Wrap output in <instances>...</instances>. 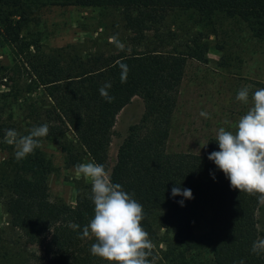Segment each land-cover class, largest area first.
<instances>
[{
	"label": "trees",
	"instance_id": "obj_1",
	"mask_svg": "<svg viewBox=\"0 0 264 264\" xmlns=\"http://www.w3.org/2000/svg\"><path fill=\"white\" fill-rule=\"evenodd\" d=\"M52 4L122 8L127 28L134 33L132 42L142 36L147 43L132 51L125 48L117 54L97 52L86 57L72 46L45 51L38 40L23 37L22 31L31 15ZM174 10H195L209 18L239 16L264 40V0H0V45L13 53V64L0 70V84L8 88L0 90V140L7 129L24 130L27 135L33 127L47 124L46 137L59 140L68 165L79 164L84 155L103 164L112 183L134 193L142 204V226L154 244L152 261L160 230L165 229L174 238L162 250L164 264H264V254L251 251L259 238L256 212L262 202L232 189L208 159L211 152L219 151L215 137L208 139L202 153L167 150L187 60L205 61L196 48L167 49L169 34L159 29ZM121 63L129 69L126 83H121ZM106 82L112 85L107 89L114 97L111 103L99 92ZM135 96L143 99L144 114L129 127L110 169L117 116ZM52 170L41 147L20 161L13 152L0 163V197L10 222L39 242L40 263L108 264L91 255L94 238H79L94 215L91 184L78 193L74 205L52 201ZM173 187L190 189L193 198L173 196ZM69 222L80 229L72 230ZM200 223L205 227L203 235L197 233ZM204 247L211 254L209 261L191 262L189 254Z\"/></svg>",
	"mask_w": 264,
	"mask_h": 264
},
{
	"label": "rangeland",
	"instance_id": "obj_2",
	"mask_svg": "<svg viewBox=\"0 0 264 264\" xmlns=\"http://www.w3.org/2000/svg\"><path fill=\"white\" fill-rule=\"evenodd\" d=\"M159 29L165 36L167 49L182 50L187 47L199 49L204 60L188 58L180 84L176 110L172 116L170 135L167 141L169 152L202 153L211 137L216 136L220 127L235 131L232 124L250 107L251 93L264 88V40L256 37L247 21L239 16H202L195 10H174ZM149 32L147 35H153ZM134 33L127 28L122 8H93L77 5H46L24 26L22 36L38 40L45 51L72 46L83 57L97 52L119 53L111 37H116L123 49H140L147 43L140 37L134 43ZM155 41V38H152ZM13 64V53L7 45H0V70ZM5 81V79H4ZM251 86L249 104L236 99L238 91ZM7 85L0 84L6 91ZM37 97V95H35ZM145 111L144 101L135 96L118 114L113 128V141L109 151L110 169L115 163L119 145L126 137L129 127L138 123ZM201 111L210 118L200 116ZM22 116V111H17ZM7 114H3L5 116ZM228 123H225V122ZM31 123V122H30ZM54 127L58 122H52ZM26 135L24 130L19 131ZM67 138L71 139L70 133ZM41 149L53 164L49 176V194L52 201H63L74 205L78 193L87 188L89 181L77 178L75 165H68L65 152L59 140L41 138ZM14 146L0 140V163L9 159ZM93 162L84 155L80 163ZM79 163V164H80ZM77 165V164H76ZM259 238H264V202L256 212ZM157 226V222H156ZM197 233L203 235L202 223ZM174 238L165 229L160 230V241L156 245L157 257L153 264H164L163 251ZM40 246L22 230L13 227L6 205L0 197V264H43L36 256ZM210 252L204 247L189 254L191 262L210 259Z\"/></svg>",
	"mask_w": 264,
	"mask_h": 264
},
{
	"label": "clouds",
	"instance_id": "obj_3",
	"mask_svg": "<svg viewBox=\"0 0 264 264\" xmlns=\"http://www.w3.org/2000/svg\"><path fill=\"white\" fill-rule=\"evenodd\" d=\"M116 47L123 50V44L116 37H111ZM121 83L127 82V65L121 63ZM111 83L106 82L100 89V95L109 103L114 97L108 94ZM251 86L238 91L236 99L249 104ZM200 116L210 118L209 113L201 111ZM225 123H228L227 121ZM235 131L220 127L215 136L219 151H213L208 159L224 173L230 187L248 195L257 196L264 202V88L251 93L250 107L235 124ZM49 133L47 124L33 127L27 135H21L14 129L5 130L4 140L14 146L15 158L20 161L41 147V138ZM205 144L203 147H205ZM77 178H83L91 184V201L94 215L87 225L83 226L80 239H93L91 255L108 264H153L154 244L149 233L143 228L144 210L142 204L134 199L120 184L111 181L110 172L103 164L88 162L74 166ZM213 179L215 176L213 174ZM172 195H181L192 199L190 189L172 188ZM183 206V201H180ZM72 230L80 229V225L69 222ZM251 251L264 254V238L253 242ZM239 264H244L240 261Z\"/></svg>",
	"mask_w": 264,
	"mask_h": 264
}]
</instances>
